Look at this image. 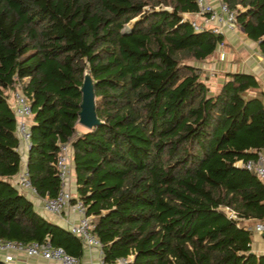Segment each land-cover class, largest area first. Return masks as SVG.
<instances>
[{
    "label": "trees",
    "instance_id": "obj_1",
    "mask_svg": "<svg viewBox=\"0 0 264 264\" xmlns=\"http://www.w3.org/2000/svg\"><path fill=\"white\" fill-rule=\"evenodd\" d=\"M221 1L264 57V0ZM196 10L195 0H0L1 239L46 238L78 260L83 251L12 181L19 82L31 109L28 179L37 195L55 196L52 163L69 144L71 201L86 205L101 264L128 255L124 264H264L250 249L264 184L233 165L264 147V93L238 71L219 73L209 90L200 64L224 40L191 28ZM84 73L99 123L78 131Z\"/></svg>",
    "mask_w": 264,
    "mask_h": 264
},
{
    "label": "built area",
    "instance_id": "obj_2",
    "mask_svg": "<svg viewBox=\"0 0 264 264\" xmlns=\"http://www.w3.org/2000/svg\"><path fill=\"white\" fill-rule=\"evenodd\" d=\"M195 4L197 10L188 18L189 25L194 31L211 30L214 33L221 34L224 31L232 32L237 29L235 10L229 8L223 1L195 0ZM10 95L12 100L11 107L15 117V132L19 140L18 149L22 147L27 150L29 147L30 105L21 91L19 82L15 83ZM70 158L69 144L59 143L52 163L58 179V189L55 196H44L42 198L41 207L46 212L59 214L64 206L70 205L71 209L76 213L77 219L68 226L67 230L80 237L83 247L97 248L101 264L99 242L90 232L93 225L90 216L86 214V205L76 198L71 201L73 195L68 189L71 169ZM233 165L253 172L264 184V147L257 151L254 159H238L233 162ZM14 183L20 191L36 194L25 168L20 170ZM250 228L254 233L264 234V222L262 221H254ZM262 253L264 254V245ZM18 254L29 258H40L44 261V264H79V260L76 257L66 253L60 246H52L46 238L40 242L31 241L28 243L0 238V259L2 261L13 263L15 256ZM130 258V255L126 258H119L117 263L124 264Z\"/></svg>",
    "mask_w": 264,
    "mask_h": 264
},
{
    "label": "crops",
    "instance_id": "obj_3",
    "mask_svg": "<svg viewBox=\"0 0 264 264\" xmlns=\"http://www.w3.org/2000/svg\"><path fill=\"white\" fill-rule=\"evenodd\" d=\"M221 34L223 35V44L219 45L216 50L200 64L201 69L205 72L204 76H207V80L205 81L209 90L212 91L216 87L220 78L219 73L225 71H238L251 73L256 76L259 81L260 89L264 93V57L258 51L255 42L248 39L240 28L232 32L224 31ZM212 82H214V84ZM262 101L264 103V95L262 96ZM19 156L20 170H22L25 168L26 159V150L22 147L19 148ZM18 173L12 178L13 182H15ZM73 182V175L70 169L68 189L71 194L75 196ZM21 192L33 204L37 212L64 229H68V226L76 221L77 215L71 209L70 205L64 206L59 214L49 213L44 211L41 207L43 197L24 191ZM250 225H252V223ZM263 237L264 235L262 234L252 232V240L250 242V249L252 252L262 253L264 245ZM82 248L83 251L79 258V264H100L97 248L83 246ZM13 264H44V261L40 258H29L22 254H18L15 256Z\"/></svg>",
    "mask_w": 264,
    "mask_h": 264
},
{
    "label": "water",
    "instance_id": "obj_4",
    "mask_svg": "<svg viewBox=\"0 0 264 264\" xmlns=\"http://www.w3.org/2000/svg\"><path fill=\"white\" fill-rule=\"evenodd\" d=\"M133 21L131 22V25L134 23ZM79 90L81 93V98L76 122L80 126L90 129L94 125L98 124L99 121L95 116L93 107L92 81L87 73L83 74L82 83L79 87Z\"/></svg>",
    "mask_w": 264,
    "mask_h": 264
},
{
    "label": "rangeland",
    "instance_id": "obj_5",
    "mask_svg": "<svg viewBox=\"0 0 264 264\" xmlns=\"http://www.w3.org/2000/svg\"><path fill=\"white\" fill-rule=\"evenodd\" d=\"M235 8H240V7L237 6V7H235ZM128 27H129V23H127V24L124 25L123 30H127ZM237 28H238V27H237ZM200 71H201V78H203L205 72L203 71V69H201V67H200ZM206 74H207V73H206ZM212 83L214 84V82H212ZM10 105H12V101H11V100H10ZM77 130H78V131H81V130H82V127H81L80 125H77ZM247 225H249V224H247ZM12 264H13V263H12Z\"/></svg>",
    "mask_w": 264,
    "mask_h": 264
}]
</instances>
